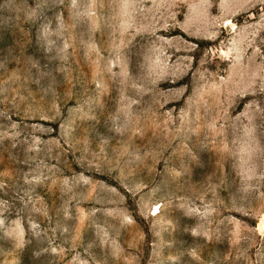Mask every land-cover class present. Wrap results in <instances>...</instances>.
Returning a JSON list of instances; mask_svg holds the SVG:
<instances>
[{"label": "rangeland", "instance_id": "obj_1", "mask_svg": "<svg viewBox=\"0 0 264 264\" xmlns=\"http://www.w3.org/2000/svg\"><path fill=\"white\" fill-rule=\"evenodd\" d=\"M0 264H264V0H0Z\"/></svg>", "mask_w": 264, "mask_h": 264}]
</instances>
